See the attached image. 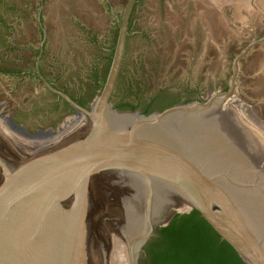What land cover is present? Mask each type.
Here are the masks:
<instances>
[{
  "label": "water",
  "instance_id": "95a60500",
  "mask_svg": "<svg viewBox=\"0 0 264 264\" xmlns=\"http://www.w3.org/2000/svg\"><path fill=\"white\" fill-rule=\"evenodd\" d=\"M135 1L86 110L39 72L42 0L37 75L77 108V121L45 138L0 132V264H138L146 245L199 250L215 264H264V156L224 121L237 63L264 39L235 58L226 91L148 115L119 110L111 95Z\"/></svg>",
  "mask_w": 264,
  "mask_h": 264
},
{
  "label": "rangeland",
  "instance_id": "374dc122",
  "mask_svg": "<svg viewBox=\"0 0 264 264\" xmlns=\"http://www.w3.org/2000/svg\"><path fill=\"white\" fill-rule=\"evenodd\" d=\"M41 2L0 0V132L22 139L57 136L58 128L77 117L37 75L44 37L38 20ZM129 2L44 0L40 21L45 40L39 62L43 78L89 109L103 88L97 84L110 69ZM126 33L111 95L115 108L130 103L142 112L202 99L226 91L235 58L255 39H264V0H136ZM237 65L234 101L224 121L229 133L261 155L264 40L252 44Z\"/></svg>",
  "mask_w": 264,
  "mask_h": 264
},
{
  "label": "trees",
  "instance_id": "16d2710c",
  "mask_svg": "<svg viewBox=\"0 0 264 264\" xmlns=\"http://www.w3.org/2000/svg\"><path fill=\"white\" fill-rule=\"evenodd\" d=\"M109 70V69H108ZM107 70V73H108ZM107 73L105 77H103L101 83L97 84V86L101 87L102 83L104 84L107 78ZM186 101H177V102H171L163 107L157 108V109H146L142 111V113L148 115L160 110H164L168 107L182 104ZM116 107L119 110H137V108L130 103L125 104H117ZM141 264H215L213 259L209 256H205L203 253H201L199 250H192L191 252H183L179 250L174 249H168L164 251H159L155 249L154 247L147 245L146 246V258L141 260Z\"/></svg>",
  "mask_w": 264,
  "mask_h": 264
},
{
  "label": "flooded vegetation",
  "instance_id": "af4514ba",
  "mask_svg": "<svg viewBox=\"0 0 264 264\" xmlns=\"http://www.w3.org/2000/svg\"><path fill=\"white\" fill-rule=\"evenodd\" d=\"M75 99V98H74ZM200 99V98H198ZM64 100V99H63ZM65 101V100H64ZM77 104H79L80 106H82L83 108H85L86 110H88V105H85L84 103L80 102L79 100L75 99L74 100ZM66 105H68L70 108H72V113H77V108L75 106H73L72 104H70L69 102L65 101ZM59 124H53L51 127L55 128L58 127ZM66 126V124L62 125L60 128H58L59 130L61 129V132H64V127ZM60 132V131H59ZM24 134V133H23ZM147 246V245H146ZM146 250V247H145Z\"/></svg>",
  "mask_w": 264,
  "mask_h": 264
},
{
  "label": "bare ground",
  "instance_id": "6f19581e",
  "mask_svg": "<svg viewBox=\"0 0 264 264\" xmlns=\"http://www.w3.org/2000/svg\"><path fill=\"white\" fill-rule=\"evenodd\" d=\"M223 116H225V114H223ZM77 121V117H76V119L74 120V123L73 124H66V126L64 127V131H66V130H68L69 128H71L74 124H75V122ZM235 121V120H234ZM233 122V121H232ZM236 122V121H235ZM234 123V122H233ZM237 124V123H236ZM235 124V125H236ZM232 125V124H231ZM234 125V124H233ZM241 127V126H240ZM239 127V128H240ZM238 128V127H237ZM233 129V128H232ZM236 130V129H235ZM244 131V130H243ZM60 132H61V129H60ZM238 132H240L239 130H237V133ZM241 132H242V127H241ZM241 132H240V134H241ZM20 133V132H19ZM62 133V132H61ZM247 133V132H246ZM248 135L250 134V133H247ZM238 135H239V133H238ZM245 135V134H244ZM248 135H246V136H248ZM250 136H251V138H252V141H256L255 143H258V145L260 144V143H262V141L261 140H259L257 137H255V136H253L252 134H250ZM238 137V136H237ZM241 137H242V134H241ZM244 138V137H243ZM245 141V140H244ZM248 141V140H247ZM251 141V140H250ZM246 145V144H245ZM262 151V150H261ZM259 153H260V151H258ZM264 153H261V155H263Z\"/></svg>",
  "mask_w": 264,
  "mask_h": 264
}]
</instances>
